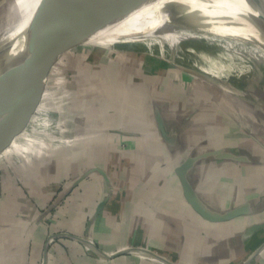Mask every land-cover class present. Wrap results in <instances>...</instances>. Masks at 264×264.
<instances>
[{
	"label": "crops",
	"instance_id": "crops-1",
	"mask_svg": "<svg viewBox=\"0 0 264 264\" xmlns=\"http://www.w3.org/2000/svg\"><path fill=\"white\" fill-rule=\"evenodd\" d=\"M16 2L4 0L2 10ZM94 57L88 63L78 56L76 68L94 69ZM117 68L115 87L103 85L111 108L107 100L85 104L87 94L79 96L86 128L77 134L67 123H51L50 114L39 122L45 81L28 121L0 155V264H164L129 254L101 259L79 239L110 254L144 247L171 264H264L260 130L219 107H189L185 95V106L173 109V97L148 75ZM85 82L79 86L88 89ZM186 159L193 161L190 189L204 211L245 213L213 222L196 212L175 174Z\"/></svg>",
	"mask_w": 264,
	"mask_h": 264
},
{
	"label": "bare ground",
	"instance_id": "bare-ground-1",
	"mask_svg": "<svg viewBox=\"0 0 264 264\" xmlns=\"http://www.w3.org/2000/svg\"><path fill=\"white\" fill-rule=\"evenodd\" d=\"M40 1L10 13L15 18L0 30V64L34 55L50 31L42 33L43 29L77 7L75 0L43 6ZM232 1L239 10L256 17L243 0ZM19 13L21 16L16 15ZM94 44L157 53L177 68L189 63L207 83L255 107L238 83L258 78L257 65L264 69V31L238 11L214 0H158L86 45ZM7 46L6 52L1 51ZM6 99L0 98V102Z\"/></svg>",
	"mask_w": 264,
	"mask_h": 264
},
{
	"label": "rangeland",
	"instance_id": "rangeland-1",
	"mask_svg": "<svg viewBox=\"0 0 264 264\" xmlns=\"http://www.w3.org/2000/svg\"><path fill=\"white\" fill-rule=\"evenodd\" d=\"M24 1H27V5H29L34 0H17L15 9L11 6L6 12L2 10L4 0H0V30L10 20L15 18L10 13L21 9ZM258 1L264 4V0ZM21 14L16 15L21 16ZM78 56L87 57L88 63L89 59L95 56L94 59L97 60L95 62L97 66H94L92 70L90 67L85 69L79 67L77 69L76 60L74 59ZM58 60L60 62L53 65L47 76V91L44 95L42 110L39 112V122H47L45 114H50L51 123L55 125L67 123V127L71 132L76 134L79 131L84 132L86 127L83 128L81 124L83 118L82 111H86L87 107L84 105L83 109H81L79 96L82 97L87 94L89 99H85V104L95 99H98L99 104L107 100L111 105L108 104V106L111 108L113 102L107 96L108 90L105 89L106 87L103 88V85L107 84V81H110L108 86H112L113 84L115 87L116 76L119 72L117 65H120L121 67H129L127 69H132L145 78L148 75L149 82L153 86L157 84L162 91L165 89L166 91L163 94L173 97L169 104L171 108L175 109L176 106L182 105L183 103H181L180 99L182 95H185L187 99L191 100L187 105L189 107L194 108L199 105L203 107L204 104H208L207 107H211V109L214 107V110H216L219 107L226 114L234 113L240 115V122L247 123L251 127L254 125L258 131L260 130L261 138H264V69L261 66L257 65L256 67L257 74L259 75L258 78L256 77L251 81L242 80L238 83V87L247 92L250 100L255 105V107H252L233 95L225 93L222 88L204 81L191 64L182 63L180 65L181 68H177L161 59L157 53L150 55L147 52L133 49H117L94 44L74 48L59 57ZM100 60L105 64L100 65ZM120 61L122 62L121 64ZM104 74H108L109 76H104ZM86 80L88 81V89H86L85 85L79 86L80 83H78V81H83L84 83ZM80 87H84L85 90L80 89ZM216 98L220 100L219 103ZM183 106L185 105L183 104ZM226 116L229 118L228 115ZM8 152L9 150H6L4 154L6 155Z\"/></svg>",
	"mask_w": 264,
	"mask_h": 264
},
{
	"label": "water",
	"instance_id": "water-1",
	"mask_svg": "<svg viewBox=\"0 0 264 264\" xmlns=\"http://www.w3.org/2000/svg\"><path fill=\"white\" fill-rule=\"evenodd\" d=\"M60 0H41L40 6L49 5ZM158 0H75L77 7L62 17L55 25L43 29L42 33L49 30L48 36L43 41L40 49L29 58L10 64H0V98H7L0 104V155L9 147L11 140L19 133L28 121L30 114L38 104L44 82L51 68L59 57L79 46L99 37L102 33L128 19L135 12L151 5ZM220 6L238 11L264 31V4L258 0H243L254 15L239 10L232 0H214ZM39 34L32 36V38ZM31 39V38H30ZM7 48L1 51L6 52ZM5 50V51H4ZM158 112V109H154ZM155 123L158 132L167 140L164 123L161 116L155 114ZM193 161L186 159L176 168L183 195L186 201L204 219L213 222H224L245 213V208L226 211L222 215L209 214L204 211L193 196L187 175ZM103 204V203H102ZM59 237L73 238L68 235ZM79 241L92 250L101 259H112L118 255H133L143 258L157 259L164 264H171L164 258L144 247H127L118 253H105L98 250L90 241ZM259 252L256 251L254 254ZM45 264V261H42Z\"/></svg>",
	"mask_w": 264,
	"mask_h": 264
},
{
	"label": "built area",
	"instance_id": "built-area-1",
	"mask_svg": "<svg viewBox=\"0 0 264 264\" xmlns=\"http://www.w3.org/2000/svg\"><path fill=\"white\" fill-rule=\"evenodd\" d=\"M55 64H56V63H55ZM127 249H128V248H127ZM89 251H92V250L89 249ZM41 264H42V262H41Z\"/></svg>",
	"mask_w": 264,
	"mask_h": 264
},
{
	"label": "trees",
	"instance_id": "trees-1",
	"mask_svg": "<svg viewBox=\"0 0 264 264\" xmlns=\"http://www.w3.org/2000/svg\"><path fill=\"white\" fill-rule=\"evenodd\" d=\"M84 87H80V89H83Z\"/></svg>",
	"mask_w": 264,
	"mask_h": 264
}]
</instances>
